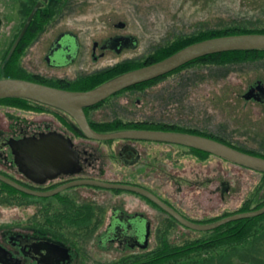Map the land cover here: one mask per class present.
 <instances>
[{"label": "flooded vegetation", "instance_id": "1", "mask_svg": "<svg viewBox=\"0 0 264 264\" xmlns=\"http://www.w3.org/2000/svg\"><path fill=\"white\" fill-rule=\"evenodd\" d=\"M28 2L45 3L22 0L21 9ZM79 2L67 0L52 8L60 9L61 15L75 10ZM119 23L115 27L124 28ZM136 46L134 36L112 33L92 41L89 56L95 62L107 53L121 54ZM80 53L77 36L60 32L46 47L48 67L32 72L31 81L64 91H86L107 81L89 82L102 70L66 71ZM184 65L82 107L89 128L97 134L144 130L203 136L264 158V153L217 134L215 122L206 132L197 117L170 120L152 112L153 101L159 108L163 103L150 88L188 67ZM141 98L148 99L145 104L151 111L138 109L144 103ZM244 98L264 112V82L249 87ZM34 145L32 155L28 146ZM208 156L264 178L263 172L177 142L95 138L61 108L26 98H0V264H264V212L199 228L264 206V197L253 196L240 210L218 216L214 170L202 189L201 158ZM221 184L222 192L229 189L226 181Z\"/></svg>", "mask_w": 264, "mask_h": 264}, {"label": "rangeland", "instance_id": "2", "mask_svg": "<svg viewBox=\"0 0 264 264\" xmlns=\"http://www.w3.org/2000/svg\"><path fill=\"white\" fill-rule=\"evenodd\" d=\"M79 1L75 10L51 15L49 20L47 15L38 14V18L44 20L43 27L17 45L12 63L15 68L21 67L29 74L47 68L44 61L46 47L63 31L75 34L80 43L79 57L66 67L72 74L79 68L84 72H117L122 67L141 63L156 49L181 36L239 29L264 30V0ZM21 2L0 0V63L26 19L27 15L21 12ZM118 22L123 23L124 28L115 27ZM112 33L134 36L136 48L121 54L107 53L93 62L89 56L92 41ZM258 80L264 82V55L226 62H197L154 83L150 91L163 104L159 108L153 101L151 110L170 120H176L178 116L185 120L197 117L206 132L212 131L211 125L215 122L217 134L223 133L224 138L234 144L264 153V112L258 103L244 98L247 89ZM141 100L144 103L138 109L151 111L145 104L148 99ZM201 159L202 189L208 186L210 176L216 174L218 216L240 210L250 197H264V178L259 174L213 156ZM209 168L211 172L207 174ZM222 181L228 183L227 191L222 192Z\"/></svg>", "mask_w": 264, "mask_h": 264}, {"label": "water", "instance_id": "3", "mask_svg": "<svg viewBox=\"0 0 264 264\" xmlns=\"http://www.w3.org/2000/svg\"><path fill=\"white\" fill-rule=\"evenodd\" d=\"M43 1L46 2L47 0ZM41 5V2H38L34 5L18 36L14 40L7 54V58H9L13 53L19 40L27 30L33 14ZM123 25V23L118 24V26ZM241 50H264V33L228 34L200 40L181 48L180 50L165 57L164 59L125 71L86 91H64L30 80L12 77L1 78L0 98H26L61 108L64 111L68 112L75 119L82 131L95 138L108 139L113 137H139L177 142L203 150L205 152L215 154L235 164L264 173L263 157L238 150L223 142L203 136L144 130H127L111 134H97L89 128V125L82 111V107L95 104L103 100L107 96L128 86L160 77L199 57L215 53ZM58 141L57 157L58 167H60V165H63L62 160H60L62 156V142L61 140ZM28 147L29 153L34 155V148H36L37 146L34 145ZM42 148L48 147L42 146ZM65 148L67 149L68 153L71 152L70 144H68L67 147L65 146ZM70 163L71 162H69V164ZM122 188L131 189V187L129 186H122ZM145 194H147L149 197L154 198L152 194H149L147 192H145ZM263 212L264 206L255 211L229 216L227 218L219 220L218 222L208 227L199 226V228H211L230 220H235L247 216H254ZM195 227L197 228V226Z\"/></svg>", "mask_w": 264, "mask_h": 264}, {"label": "trees", "instance_id": "4", "mask_svg": "<svg viewBox=\"0 0 264 264\" xmlns=\"http://www.w3.org/2000/svg\"><path fill=\"white\" fill-rule=\"evenodd\" d=\"M29 4L27 6H23L21 9L22 14L28 15L30 10L32 9L33 5L35 2H28ZM67 3V0H47L36 12L33 20L31 21L30 25L28 26L27 30L25 31L24 38H27L28 36H32V34L36 31V29H40L43 27L44 20H41L38 18V14L43 15V16H48L47 19L49 20V16L51 15H57L59 12H61L60 9L57 8H52V6L60 5V4H65ZM36 23V24H35ZM227 30V29H226ZM240 33H264V30H254V31H246V30H227V32L223 33H217V34H205V35H191V36H181L178 37L177 39L166 43L165 45L159 47L156 49L154 52H152L150 55H148L144 61L141 63H138L137 65H132L128 67H122L120 68L117 72H114V70H107V71H102L98 72L95 74V76H98L99 78H94V79H89V82L91 83H101L102 81H105L112 76H115L118 73L125 72L126 70L134 69L143 65L151 64L154 62H157L161 59H164L165 57L175 53L176 51L180 50L181 48L192 44L194 42L208 39L211 37H216V36H222V35H228V34H240ZM261 55H264V50H241V51H229V52H221V53H215V54H210V55H205L202 57H199L195 60L190 61L189 63H186L184 66H189L197 63V62H205L208 61L209 63L212 62H219V61H232L234 59L237 60H242L245 58H254V57H259ZM15 56L16 52L12 53V55L9 58H5L6 55L3 57L2 62L0 63V78H7V77H12V78H20V79H25V80H32L31 79V74L26 72L24 69L21 67H16L12 64L15 61ZM1 64H3L1 66ZM12 65V66H11ZM14 66V67H13ZM120 67V66H117ZM94 76V77H95Z\"/></svg>", "mask_w": 264, "mask_h": 264}]
</instances>
